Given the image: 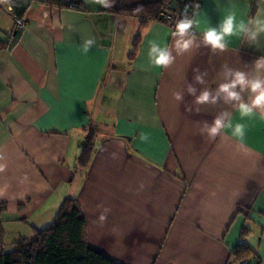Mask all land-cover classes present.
Returning a JSON list of instances; mask_svg holds the SVG:
<instances>
[{"label": "crops", "instance_id": "crops-1", "mask_svg": "<svg viewBox=\"0 0 264 264\" xmlns=\"http://www.w3.org/2000/svg\"><path fill=\"white\" fill-rule=\"evenodd\" d=\"M66 1L81 8L31 0L18 31L0 0V41L10 43L0 50L2 241L33 238L73 198L87 246L117 264H239L238 244L251 250L246 261L264 264V120H241L223 102L196 105L186 93L188 84L201 88L193 69L207 70L205 86L213 89L222 65L249 71L264 57V36L256 45L233 38L224 53L193 49L161 70L150 66L147 52L150 40L172 46L163 22L140 27L96 0ZM194 1L197 31L217 26L233 5L241 17L258 6ZM93 37L96 46L81 54ZM175 92L185 93L182 102ZM225 110L246 125L243 146L230 130L215 139L201 132ZM89 130L95 152L77 169Z\"/></svg>", "mask_w": 264, "mask_h": 264}, {"label": "clouds", "instance_id": "clouds-1", "mask_svg": "<svg viewBox=\"0 0 264 264\" xmlns=\"http://www.w3.org/2000/svg\"><path fill=\"white\" fill-rule=\"evenodd\" d=\"M102 8L113 6V0H96ZM11 5V0H9ZM257 10L254 15L241 17L235 5L227 8L217 26L208 24L204 29L200 28L199 15L193 13L185 14L175 22L171 36L174 38L172 46L158 40L148 42L147 58L151 67L157 69L169 68L177 55H183L193 49L205 47L213 53H224L230 47L233 38L245 41L249 45H256L264 36V0H257ZM11 11V7H9ZM150 31V29H149ZM96 46V39L88 38L80 46L81 54L87 55ZM195 84L200 85L198 90L192 84H188L186 93L194 97L196 105H215L219 102L231 105L239 113L240 119L259 117L264 120V57L254 61L249 71L233 69L227 64L221 66V82L213 89L207 85V70L200 72L193 69ZM185 93H173V99L178 103L182 102ZM230 130L231 138H234L243 146L246 135L244 123H234L232 113L225 110L218 113L212 122H203L201 132L209 139L225 135ZM146 138V137H145ZM0 159H3L0 156ZM6 165L0 164V173L5 170ZM3 195V189H0ZM105 213L108 209L104 210ZM101 221L106 219L105 215L99 217Z\"/></svg>", "mask_w": 264, "mask_h": 264}, {"label": "trees", "instance_id": "trees-1", "mask_svg": "<svg viewBox=\"0 0 264 264\" xmlns=\"http://www.w3.org/2000/svg\"><path fill=\"white\" fill-rule=\"evenodd\" d=\"M178 1L113 0V6L107 8V11L113 15L136 18L140 27H144L151 21H161L160 14L177 5ZM44 4L56 8H81V2L72 3L66 0H45ZM30 5L31 0H11L12 10L19 19L24 18ZM139 43L140 35H137L132 42L130 60L135 56ZM9 44V42L0 41V50L7 49ZM94 152V133L89 130L77 158V169L87 168ZM4 211L5 205L0 204V214ZM251 254L250 248L245 244H238L234 249V256L241 262L246 261ZM252 263L257 264V260L254 259ZM0 264L117 263L87 246L83 214L73 198H65L48 227L42 230L35 229L33 238H18L10 251H4L0 246Z\"/></svg>", "mask_w": 264, "mask_h": 264}, {"label": "built area", "instance_id": "built-area-1", "mask_svg": "<svg viewBox=\"0 0 264 264\" xmlns=\"http://www.w3.org/2000/svg\"><path fill=\"white\" fill-rule=\"evenodd\" d=\"M5 11L8 14L9 18L13 21L16 30L21 31L25 27V20L19 19L15 16L12 6L9 4V0H3ZM11 7V11H9ZM197 4L194 0H179L177 5L172 8H168L166 11L160 14L161 21L167 25L170 30L174 29L175 22L181 17L182 14H185V9H187V15L192 16L194 10L196 9ZM239 264H253L252 262L243 261Z\"/></svg>", "mask_w": 264, "mask_h": 264}, {"label": "rangeland", "instance_id": "rangeland-1", "mask_svg": "<svg viewBox=\"0 0 264 264\" xmlns=\"http://www.w3.org/2000/svg\"><path fill=\"white\" fill-rule=\"evenodd\" d=\"M1 13V12H0ZM3 15H5L4 17H6V19H8V17H7V13H6V11H5V7H4V11H3ZM7 14V15H6ZM10 21V20H9ZM1 32V31H0ZM0 244H1V247L3 248V250L4 251H10L11 249H12V244H11V242H8V241H6V242H4V241H2V237H0Z\"/></svg>", "mask_w": 264, "mask_h": 264}]
</instances>
